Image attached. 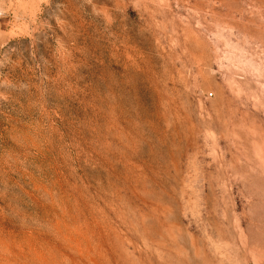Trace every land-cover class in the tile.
<instances>
[{
  "label": "rangeland",
  "instance_id": "obj_1",
  "mask_svg": "<svg viewBox=\"0 0 264 264\" xmlns=\"http://www.w3.org/2000/svg\"><path fill=\"white\" fill-rule=\"evenodd\" d=\"M0 264H264V0H0Z\"/></svg>",
  "mask_w": 264,
  "mask_h": 264
}]
</instances>
